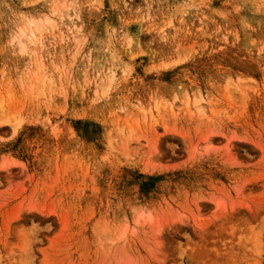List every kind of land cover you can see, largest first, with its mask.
Wrapping results in <instances>:
<instances>
[{
    "label": "rangeland",
    "instance_id": "374dc122",
    "mask_svg": "<svg viewBox=\"0 0 264 264\" xmlns=\"http://www.w3.org/2000/svg\"><path fill=\"white\" fill-rule=\"evenodd\" d=\"M0 108V264H264V0H0Z\"/></svg>",
    "mask_w": 264,
    "mask_h": 264
},
{
    "label": "bare ground",
    "instance_id": "6f19581e",
    "mask_svg": "<svg viewBox=\"0 0 264 264\" xmlns=\"http://www.w3.org/2000/svg\"><path fill=\"white\" fill-rule=\"evenodd\" d=\"M40 19H29L27 18L26 23H23L22 27H19L18 32L15 35V41H18L22 52L27 49V42H35L38 40V36H41V30H43V27L46 26V24L51 23L49 20L38 21ZM25 21V20H24ZM20 26V25H19ZM49 26V25H48ZM15 33V32H14ZM40 34V35H39ZM14 35V34H13ZM36 55V54H35ZM33 78V77H32ZM2 109V108H0ZM9 122L8 120H2L0 121V126L3 125V123Z\"/></svg>",
    "mask_w": 264,
    "mask_h": 264
}]
</instances>
